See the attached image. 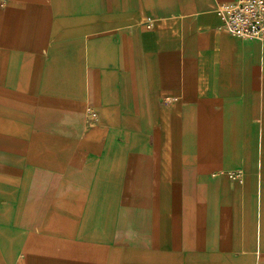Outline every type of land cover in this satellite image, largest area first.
I'll use <instances>...</instances> for the list:
<instances>
[{"label":"crops","instance_id":"crops-1","mask_svg":"<svg viewBox=\"0 0 264 264\" xmlns=\"http://www.w3.org/2000/svg\"><path fill=\"white\" fill-rule=\"evenodd\" d=\"M233 0H0V264H264V41Z\"/></svg>","mask_w":264,"mask_h":264},{"label":"built area","instance_id":"built-area-1","mask_svg":"<svg viewBox=\"0 0 264 264\" xmlns=\"http://www.w3.org/2000/svg\"><path fill=\"white\" fill-rule=\"evenodd\" d=\"M217 10L222 31L242 40L264 41V0H233Z\"/></svg>","mask_w":264,"mask_h":264},{"label":"bare ground","instance_id":"bare-ground-1","mask_svg":"<svg viewBox=\"0 0 264 264\" xmlns=\"http://www.w3.org/2000/svg\"><path fill=\"white\" fill-rule=\"evenodd\" d=\"M257 41H259V40H257Z\"/></svg>","mask_w":264,"mask_h":264}]
</instances>
